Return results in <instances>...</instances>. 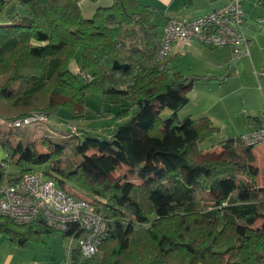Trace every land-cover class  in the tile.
<instances>
[{
	"label": "trees",
	"instance_id": "trees-1",
	"mask_svg": "<svg viewBox=\"0 0 264 264\" xmlns=\"http://www.w3.org/2000/svg\"><path fill=\"white\" fill-rule=\"evenodd\" d=\"M84 1L0 0V16L22 9L0 20V118L35 111L49 117L60 106L82 116L74 107L96 93L119 95L123 108L114 116L125 120L109 134L83 132L78 152L94 147L99 154L71 169L52 159L63 145L44 138L51 150L38 152L34 141L11 144L4 133L3 147L20 171L7 178L0 172V185L50 163L45 173L58 186L65 189L67 179L92 197L106 221L98 252L85 257L73 248L67 264H264V221L253 225L264 220V185L256 183L252 147L238 135L219 142V157L204 158L199 145L216 128L207 117L179 118L196 78L171 72L172 58H158L153 9L139 0H112L87 18ZM77 55L79 72L71 69ZM115 60L127 67H113ZM164 108L170 115L162 119ZM71 133V139L81 135ZM120 164L144 181H100ZM55 230L42 218L18 225L0 216V234L19 245ZM81 234L72 225L62 231V237Z\"/></svg>",
	"mask_w": 264,
	"mask_h": 264
},
{
	"label": "crops",
	"instance_id": "crops-1",
	"mask_svg": "<svg viewBox=\"0 0 264 264\" xmlns=\"http://www.w3.org/2000/svg\"><path fill=\"white\" fill-rule=\"evenodd\" d=\"M139 1L152 9L176 14L174 17L178 18L180 17L178 15L192 17L206 13L230 0H207L209 6L197 10L188 8L186 0ZM242 7L243 31L251 42L248 55L236 56L231 46H210L198 38H192L186 42H173L166 57L175 59V66L172 64L175 71H179L185 77L196 78L191 91L188 92L189 103L192 105L186 114L193 118L207 117L216 128L215 132H239L240 135L256 129L259 121L256 122L255 118L264 112V73L259 74L260 71L264 72V0H243ZM161 37L162 34L159 39ZM181 61L184 66L180 65ZM74 66L73 61L71 69L76 71L78 66L76 69ZM110 98H115L119 104L122 102L119 95H111ZM239 108L246 109V112H240ZM114 119L121 123L125 120L117 119L115 116ZM100 126L103 127L104 134L114 130L113 123H103ZM203 142L199 146L204 158L219 157L222 154L220 145L202 148ZM253 153L255 155L253 164L256 165L257 155L254 150ZM2 156L0 150V160ZM259 172L258 167L256 183L262 186L264 176L261 180ZM7 241L6 237H0V264H67V256L65 255V260L62 261L59 253L56 256L43 255L44 258L41 260L25 261L21 256L14 255L15 246L7 245ZM37 241L43 242L44 235Z\"/></svg>",
	"mask_w": 264,
	"mask_h": 264
},
{
	"label": "built area",
	"instance_id": "built-area-1",
	"mask_svg": "<svg viewBox=\"0 0 264 264\" xmlns=\"http://www.w3.org/2000/svg\"><path fill=\"white\" fill-rule=\"evenodd\" d=\"M242 1L230 0L206 13L168 19L159 42L158 58L169 55L173 42H186L192 38L210 46H231L236 56L248 55L251 42L243 31ZM48 120L43 112L35 111L12 121L0 118V123L12 127L33 123L41 126ZM70 128L72 132L77 131L73 125ZM241 138L248 147L264 143V112L259 117L258 127L242 134ZM0 216L18 225L42 218L56 230L64 231L71 225L78 228L82 233L80 236H68L67 262L73 248H78L85 257L95 255L106 226L104 217L95 211L88 199L67 192L40 170L26 171L16 182L0 185Z\"/></svg>",
	"mask_w": 264,
	"mask_h": 264
},
{
	"label": "rangeland",
	"instance_id": "rangeland-1",
	"mask_svg": "<svg viewBox=\"0 0 264 264\" xmlns=\"http://www.w3.org/2000/svg\"><path fill=\"white\" fill-rule=\"evenodd\" d=\"M112 0H85L82 3V12L85 17H91L93 15L94 10L98 6H109ZM188 8L190 7L192 10L207 8L209 6V1L207 0H186ZM192 4V5H191ZM153 19L156 24V31L158 36L160 37L163 34L164 27L170 18H177L174 17L176 14L167 13L163 10L158 11L157 9H153ZM14 12L21 13L22 9L20 6L14 7L11 11L5 12V15H9ZM5 15L0 16V20L3 21ZM168 15V16H167ZM172 15V16H170ZM180 17H184L183 15H178ZM178 17V18H180ZM171 51V50H170ZM75 67L80 65V58L78 55L74 58ZM175 59L172 58V64L175 66ZM181 66H184V63L181 61ZM173 66V67H174ZM179 69V67H178ZM177 69V70H178ZM175 71L174 68L171 69V72ZM191 91V90H190ZM111 95L108 96H101L96 93H87L85 95V106H77L74 107L76 110L82 113V116L73 117V113L65 106H60L56 112L49 116V120L47 122L42 123L41 126H37L35 123L29 125H23L21 127H12L0 124V150L3 153V156L0 160V172L3 173L4 177H12L16 176L20 171V166L16 163V157H11L8 155V152L3 147L2 144V137L3 134L6 133L8 140L11 144L18 143L21 141L23 144H27L30 141H34L36 144V149L38 152H45L51 150L50 146H47L43 143V139L47 138L52 140L55 144H60L64 146V152L61 155L53 156V160L56 158L61 159V163L63 167L67 169L74 168L77 163H79L84 156H92L98 155L99 150L98 148L94 147H87L84 148L83 151L78 152L77 146L82 142L84 137L82 135L83 132H89L90 134H104L100 124L113 123L114 130L116 127L121 124V122L114 119V114L121 110L123 107L120 106L118 101L110 98ZM57 102H62L64 98L55 96L54 98ZM192 103H187L184 105L179 111L178 116L179 118H184L187 116L186 111H190V106ZM240 112H246V109H240ZM103 113V116L101 114ZM170 115V109L164 108L160 112V118L164 119ZM104 121V122H103ZM73 124L77 127V133H81L79 137L76 138H69L72 133L69 129L70 125ZM113 130V131H114ZM240 135L239 132H215L209 138L204 140L201 144L202 148L206 147H215L219 145V142L224 139L236 137ZM252 150L255 151L257 155V162L255 167H259L260 169V179L263 180L264 176V145L259 143L255 146H252ZM50 163H44L39 165H33L34 170H40L44 173L49 170ZM45 175H47L45 173ZM55 175V174H54ZM118 176H121L123 179L131 181L133 183H142L144 178H142L136 169H133L127 165L120 164L116 170L111 172L108 175H101L100 181L103 182H110L113 181ZM257 177V176H256ZM56 181V179H54ZM57 183V182H56ZM65 186V187H64ZM64 188L65 190L73 193L77 196L84 197L88 200H91V196L86 194L83 191H77L78 188L75 186L71 181L64 180ZM205 196L208 198L209 196L205 193ZM264 220L262 218L257 219L254 222V226H260ZM44 241H37V240H27L24 245H19L18 243L10 240V238L4 234H0V237H6L8 239L7 245L14 244L15 248L14 255L16 257L21 256L23 260H41L44 258L43 255H52L56 256L58 253L61 254L62 261L65 260L66 250L65 246L68 242V236L62 237V231L55 230L51 233H43ZM12 242V243H9ZM76 242L74 243V246ZM17 246V247H16ZM98 258L100 255L97 256Z\"/></svg>",
	"mask_w": 264,
	"mask_h": 264
},
{
	"label": "water",
	"instance_id": "water-1",
	"mask_svg": "<svg viewBox=\"0 0 264 264\" xmlns=\"http://www.w3.org/2000/svg\"><path fill=\"white\" fill-rule=\"evenodd\" d=\"M113 67H115V68H126L127 64H122V63H119L118 61L115 60L113 63Z\"/></svg>",
	"mask_w": 264,
	"mask_h": 264
}]
</instances>
